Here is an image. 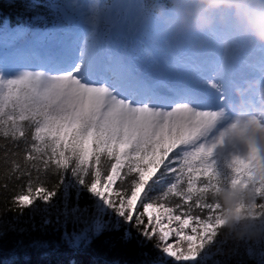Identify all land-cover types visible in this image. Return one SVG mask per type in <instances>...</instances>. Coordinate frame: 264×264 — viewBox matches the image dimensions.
<instances>
[{"label": "snow or ice", "instance_id": "6c2138e0", "mask_svg": "<svg viewBox=\"0 0 264 264\" xmlns=\"http://www.w3.org/2000/svg\"><path fill=\"white\" fill-rule=\"evenodd\" d=\"M45 7L47 19L37 14L16 27L3 22L0 138L17 148L23 142V163L13 160L12 172L27 177L13 197L16 207L50 202L70 173L105 209L143 225L142 235L158 238L157 247L175 264H200L215 243L225 221L213 194L222 185L250 187L253 218L264 217V147L236 137L241 127L264 132V47H233L218 30L173 38L149 18L147 27L159 40L142 42L137 59L180 58L199 81L198 94L181 88L165 97L102 67L108 59L102 26L128 21L117 18L122 12L139 23L140 5L64 0ZM138 32L127 23L118 37L135 39ZM195 41H204L207 51L195 54L189 47ZM108 50L113 61L121 59ZM49 175L59 177L51 189L41 179ZM165 176L171 182L151 197Z\"/></svg>", "mask_w": 264, "mask_h": 264}, {"label": "trees", "instance_id": "16d2710c", "mask_svg": "<svg viewBox=\"0 0 264 264\" xmlns=\"http://www.w3.org/2000/svg\"><path fill=\"white\" fill-rule=\"evenodd\" d=\"M31 3V0H0V18L8 22L29 19L34 16L33 8L26 7ZM23 147V142L17 148L0 138V264H152L162 258L156 237L146 238L142 235L143 225L137 226L135 220L125 222L105 209L75 183L70 173L65 175L64 184L50 202L37 201L23 210L16 207L13 197L22 190L27 177L17 179L18 174L12 172V161L23 163ZM41 179L50 189L59 183L58 176H41ZM171 179L162 177L150 196L160 195ZM176 202L173 198L172 203ZM107 216L112 217L111 221L108 222ZM91 218L95 225H88ZM96 222L103 228L98 230ZM219 238L232 250V255L223 256L221 264H258L233 255L240 246L243 248V240L226 236L223 229ZM166 263L175 264L172 260Z\"/></svg>", "mask_w": 264, "mask_h": 264}, {"label": "clouds", "instance_id": "9594fccd", "mask_svg": "<svg viewBox=\"0 0 264 264\" xmlns=\"http://www.w3.org/2000/svg\"><path fill=\"white\" fill-rule=\"evenodd\" d=\"M143 10L175 38L186 33L218 30L225 42L264 47V0H144ZM240 141L252 139L264 147V132L249 127L237 130ZM222 206L225 235L264 243V217L253 218L252 189L222 185L213 194ZM246 206L239 213L237 209Z\"/></svg>", "mask_w": 264, "mask_h": 264}, {"label": "rangeland", "instance_id": "374dc122", "mask_svg": "<svg viewBox=\"0 0 264 264\" xmlns=\"http://www.w3.org/2000/svg\"><path fill=\"white\" fill-rule=\"evenodd\" d=\"M126 14H128L126 12ZM129 15V14H128ZM130 18L134 17L131 21H134V23H136L135 25V30H138L137 27V22L135 15H129ZM141 22V21H139ZM140 34V31L137 33ZM117 40V39H116ZM1 43H7V36L6 34H0V44ZM127 44V40L125 42V45ZM140 45H138V48L135 47H127V48H123V50L127 51L130 50V52L133 53V55L137 54L138 51L140 50ZM141 59V57H140ZM154 62L152 59L150 61V69L153 71V74H157V76H159L160 74H162V81L165 80V82L170 81L168 79V75H171V73H173L174 71L177 72L178 74L181 73V69L177 66V67H170L169 64L166 62V65H164L163 67H156L154 65ZM169 66V67H168ZM183 76H186L187 73L182 72ZM112 217L111 216H107V220L108 222L111 221ZM121 219V218H120ZM122 220V219H121ZM89 221V220H88ZM88 221H86L85 223H88ZM123 222V221H122ZM97 223V222H96ZM99 223H97L98 225ZM125 225V222L123 223ZM88 225H95V220L91 218V221L89 222ZM105 225L107 226V222L105 223ZM103 225L100 224V227H102ZM99 227V228H100ZM103 228V227H102ZM2 231L1 227H0V232ZM158 239V238H157ZM225 244H227V242H225L224 239L219 238V235L216 238V241L213 245L208 246V248L206 249V254L200 259V264H221L222 263V258L223 256L227 255L231 253L232 255V250L231 247H229L228 245L225 247ZM243 248H241V246L237 249L238 252H235L234 248L233 249V255H238L241 257V259L243 260H253L258 264H264V256L261 255V253H264V243H254L251 241H244L242 243ZM251 248V253L249 252V249ZM226 252V253H224ZM162 258L159 259L160 262H168L171 261L169 258L165 257L162 252H161ZM158 261V262H159ZM163 262V263H164ZM154 264H156L155 262H153Z\"/></svg>", "mask_w": 264, "mask_h": 264}, {"label": "bare ground", "instance_id": "6f19581e", "mask_svg": "<svg viewBox=\"0 0 264 264\" xmlns=\"http://www.w3.org/2000/svg\"><path fill=\"white\" fill-rule=\"evenodd\" d=\"M114 77H115V76H114ZM114 77H113V78H114Z\"/></svg>", "mask_w": 264, "mask_h": 264}]
</instances>
